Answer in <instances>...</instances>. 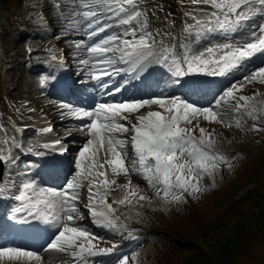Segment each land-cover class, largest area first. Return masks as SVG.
Listing matches in <instances>:
<instances>
[{
	"label": "snow or ice",
	"instance_id": "6c2138e0",
	"mask_svg": "<svg viewBox=\"0 0 264 264\" xmlns=\"http://www.w3.org/2000/svg\"><path fill=\"white\" fill-rule=\"evenodd\" d=\"M143 5L144 0H65L66 11H60V4L55 5L64 23L62 31L83 35V39L73 41V56L89 79L97 82L102 95L111 97L122 93L126 85L140 79L150 65L165 67L176 85L189 75L227 79L238 72L245 74L239 88L232 82L214 105L208 107L163 94L95 102L90 107L61 105L65 110L62 118L79 121L76 130L86 138L74 157L72 177L60 190L41 186L31 178V170L36 165L28 162L23 164V171L17 173L21 178L19 183L11 175L0 183V196L15 189L17 194L13 198L18 203L12 219L16 220L20 214L19 222L27 223L31 219L56 229L44 250L66 253L75 264H98L96 258L114 256L118 249L116 244L100 247L97 241L102 238L79 223L84 215L78 201L86 182L88 203L84 208L92 224L122 233L128 226L116 215L118 209L113 204L131 205L137 189L128 190L130 180L116 185L115 179H109V169L114 177L128 176L130 172L137 174L163 205L182 203L186 194L195 197L206 191L202 179L205 176L214 179L222 166L231 168L235 159L223 153L220 141L207 129L199 124L189 127L192 119L202 116L209 122H227V127L234 123L237 128H242L248 119H264V93L239 97L235 94L242 90L243 82L264 84V66L248 68L253 57L264 55V0H189L179 50L176 37L171 33L150 30L148 10ZM165 37L169 38L168 43ZM204 41L212 43L196 51L194 46ZM59 63L63 66L64 61ZM122 74L127 79L116 85L114 77ZM47 82L48 77H41L42 86ZM226 98L235 104L223 107ZM154 105L159 110H151ZM146 107L148 111L134 115ZM196 128H199L198 135ZM253 128L260 130L255 123ZM39 131L46 134L53 129L48 126ZM129 132L131 136L126 135ZM71 134L70 127L65 137L41 145L45 152L36 151L34 146L27 147L26 152L37 156L47 155L49 151L63 155L68 151L63 139ZM0 144L10 145L0 147V164H7L10 169L17 166L19 158L14 156L13 149H20L22 145L15 137L0 140ZM113 185L124 189L125 195L109 203ZM138 199L151 202L146 195ZM128 236L138 239L131 231ZM5 258L12 262L34 260L37 264L43 259L36 251L0 246V260ZM114 264H129V256L121 254Z\"/></svg>",
	"mask_w": 264,
	"mask_h": 264
},
{
	"label": "rangeland",
	"instance_id": "374dc122",
	"mask_svg": "<svg viewBox=\"0 0 264 264\" xmlns=\"http://www.w3.org/2000/svg\"><path fill=\"white\" fill-rule=\"evenodd\" d=\"M160 0H144V5L148 10V18H149V28L150 30L159 29L161 34L165 33L167 28L170 26L171 20V13L168 10V4L165 7H152L156 2ZM56 4H60V11H66L65 0H26L25 7L17 8L15 10V14L17 17L16 23L11 24L8 21V16L10 15L9 10L6 9V6L0 4V35L3 38V50L5 53V58L7 59V64L1 63L2 71L4 77V93H7L10 97L16 100L21 105V111L18 116H15L16 120L21 122L25 128V132L27 137L32 138L33 136V126L36 123L43 122V111L45 112H52L56 117L58 122V130H71L76 134L75 137L72 139L73 143L76 144L74 149V157L78 152L80 146L85 143L86 138L83 133H80L76 130L79 126V121L74 120L70 117L62 118V112L65 110L61 108L62 104H71L73 106H84L90 107L95 102H118L123 99L135 98V99H143V98H151L153 96L158 95H165V96H179L183 99H186L189 103H193L200 107H208L214 105L215 100L218 99L224 89H226L232 82H236L237 85L240 81H242V76L245 73H236L235 76H230L227 79L221 78L218 82L214 85L216 90L213 93H204L202 96L198 91H201V83H190V90L185 93H176L174 92L173 85V77L171 74L165 72L161 67H154V65H150L148 70H154L156 72V80L150 84L149 91L152 92L153 88H157V91L147 95L145 97L138 96V88L137 86L131 85V81L126 85L125 90L122 93H118L114 96H106L102 100H94L97 96H101V89L96 81L90 80L89 77L83 73L82 77L86 78L85 80L79 81V89L77 90V95L75 98L69 99H59L54 96H47L49 94L44 95L42 90L40 89L39 82H38V74L39 71H28L24 67V59L27 57L25 55V47L29 44L33 45L37 48H47V56L50 54H55L58 51H68L69 54L73 57L72 62L79 65L77 59L73 56V41L83 39V35H76L72 34H65L62 31L64 27V23L62 18L58 15L57 9L55 7ZM43 18V19H41ZM179 23V20H176ZM24 24L27 25L31 31V35L23 39L20 35L19 25ZM180 25H183L181 20ZM20 35V36H19ZM244 35V34H239ZM61 37V38H58ZM160 37L158 36L157 39ZM219 41V38H217ZM212 41H204L203 43L196 44L195 50L200 51L201 49L209 46ZM29 55V54H28ZM32 60L36 63V68L38 69L39 66H48L47 59L44 55V52H36L31 54ZM22 72V80L18 81V76L20 74V68ZM80 66V65H79ZM264 66V60L260 59L255 61L254 63H249L248 68L254 67H261ZM82 68V66H80ZM39 70V69H38ZM46 71L45 69H43ZM147 70V71H148ZM146 71V72H147ZM145 72V73H146ZM145 73L141 75H145ZM120 77V76H119ZM114 77V82L116 85L122 83L123 80L127 79V77L120 78ZM6 78L7 81H6ZM21 78V77H20ZM81 78V77H80ZM107 79V78H105ZM83 82V83H81ZM249 87H243L242 90L236 91V96L240 95H249L248 91L250 89H254L256 86H260L261 90H264V84L260 83L259 81H254L252 83H248ZM12 87H15V89ZM171 89V90H170ZM194 89H198L195 91ZM12 90V91H11ZM53 94V93H52ZM133 94V95H132ZM235 101H227V105L222 102L223 107H229L234 105ZM155 106V105H154ZM153 107V106H152ZM147 108V107H146ZM144 108V109H146ZM141 109L140 111H143ZM31 110V111H30ZM7 118H13V114L9 113ZM74 121V122H71ZM226 123H219V122H209L203 119L202 116H197L196 118L192 119V124L188 125L189 127H195L199 124V127H203L207 130H212V134L215 138L220 141V148L223 153L228 156L229 158H238V159H246L248 161L253 162L257 157L264 155V142L261 139L260 135L258 134V130L253 128V124L255 123L257 126H264V119L260 121H253L248 119L247 122L243 125L242 128L235 127L233 123L232 127H227ZM10 129V127H9ZM9 135H6V131L4 126L0 121V140L5 138L14 137L11 129L9 130ZM196 134H199V128H196ZM3 135V136H1ZM221 135V136H219ZM128 136V135H127ZM5 137V138H3ZM227 137H231L232 143L227 142ZM10 145H3L0 144V147L7 148ZM14 156H17L18 164L17 166L12 167L7 172L4 180H6L10 175L11 178L16 181L17 183L20 182V177H18L17 173L19 171H23V164L27 163L28 161L20 156L17 149H13ZM128 155L132 156V151L128 149ZM103 159V157H101ZM74 161V160H73ZM110 171V169H109ZM75 172L74 163L72 166L71 171L67 174V176L61 180L60 182L52 183V182H45L42 181L39 183L41 186L44 187H51L60 190L66 185L68 179L72 177ZM223 174L227 175V171L223 170ZM48 174V173H47ZM42 176H46L43 174ZM114 177V176H113ZM116 185H124L131 181L129 186V191L132 189H137V196L132 198L133 203L131 205H117L119 207L118 211L122 212V219L130 218L136 214L137 211L141 209L143 204H151L152 206H156L161 203V200L157 198L153 191L149 188L146 181L139 177L137 174L130 172L128 176L119 175L115 176ZM212 177L205 176L202 179L203 184H209L211 182ZM3 180V182H4ZM140 181L142 186L139 185ZM113 185V190L110 192L111 200H120L125 195V190ZM87 182L85 183L84 187L80 190V200L78 204L83 212L84 219L81 220L79 223L85 225L89 221V213L84 208V205L87 204L84 201H87ZM16 193L15 189H11L9 194L14 195ZM140 195H146L150 198L149 201H142L139 200L138 197ZM88 202V201H87ZM112 203V202H111ZM10 210V209H9ZM126 223V222H125ZM127 224V223H126ZM107 230V229H106ZM128 230L118 233L122 235V237H115V235H102L98 236L101 237L102 243L105 245L112 246L115 244L114 242H121L123 236H127ZM56 232V229L50 228L44 235L40 237L34 235L32 236L33 240L23 239L20 238L17 234V231L13 233L6 243L0 244V246H14L24 248L26 250L36 251L42 256L41 264H75L73 259L66 253H60L57 251H45L46 244L52 238V234ZM15 240V241H14ZM116 242V243H117ZM130 256V254H125ZM152 255V253H151ZM148 254L146 252H138L136 255L131 259L129 264H147ZM117 259V258H116ZM105 260V264H114L115 260ZM0 264H37L36 261H28V260H20V261H9L7 258L0 260ZM99 264V263H98Z\"/></svg>",
	"mask_w": 264,
	"mask_h": 264
},
{
	"label": "trees",
	"instance_id": "16d2710c",
	"mask_svg": "<svg viewBox=\"0 0 264 264\" xmlns=\"http://www.w3.org/2000/svg\"><path fill=\"white\" fill-rule=\"evenodd\" d=\"M182 1L183 7L178 6L186 11L189 3ZM0 2L13 7L24 0ZM249 182L254 185L240 194ZM194 203L186 197L144 215L140 224L145 226L139 229L162 242L147 264H264V159L253 165L234 163L232 175L194 197ZM150 237L138 236L140 251H148Z\"/></svg>",
	"mask_w": 264,
	"mask_h": 264
},
{
	"label": "bare ground",
	"instance_id": "6f19581e",
	"mask_svg": "<svg viewBox=\"0 0 264 264\" xmlns=\"http://www.w3.org/2000/svg\"><path fill=\"white\" fill-rule=\"evenodd\" d=\"M65 80H68V77L67 76H65V78H64ZM65 80L62 82V83H60V87H62L63 86V84H64V82H65ZM171 90V89H170ZM45 122H47V119H45ZM9 167H8V165L6 164V174H7V172L9 171ZM15 241V240H14Z\"/></svg>",
	"mask_w": 264,
	"mask_h": 264
},
{
	"label": "water",
	"instance_id": "95a60500",
	"mask_svg": "<svg viewBox=\"0 0 264 264\" xmlns=\"http://www.w3.org/2000/svg\"><path fill=\"white\" fill-rule=\"evenodd\" d=\"M3 167H4V164H0V174H1L2 171H3Z\"/></svg>",
	"mask_w": 264,
	"mask_h": 264
}]
</instances>
